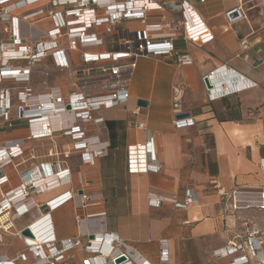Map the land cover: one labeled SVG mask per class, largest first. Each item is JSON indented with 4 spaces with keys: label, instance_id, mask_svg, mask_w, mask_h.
I'll list each match as a JSON object with an SVG mask.
<instances>
[{
    "label": "crops",
    "instance_id": "0c3cea01",
    "mask_svg": "<svg viewBox=\"0 0 264 264\" xmlns=\"http://www.w3.org/2000/svg\"><path fill=\"white\" fill-rule=\"evenodd\" d=\"M157 1L173 4L182 0ZM186 1L207 31L189 42L179 38L173 41L179 53L191 57L192 64L178 66L166 57L137 58L129 81L128 102L124 107L110 109L112 112L107 119L103 116L104 109L93 113L94 118L103 119L105 131H99L100 125L91 123L94 130L89 134L86 132V137L97 141L96 148L108 144L106 156L96 158L92 166H84L79 159L76 160L78 171L94 176L90 186L94 188L92 194L104 203L92 210L104 213L103 217L92 220L97 223L94 230L115 235L120 248L131 257L133 264H231L233 258L215 260L212 252L225 247L229 241H236L235 236L242 233V217L259 218L264 214L256 208L232 207L233 203L243 205L249 200H257L255 190L264 188V168L261 166L264 159V0ZM5 5H0V10ZM234 8L240 9L243 18L229 22L225 14ZM48 9H51L49 0H38L10 12L11 18L17 20L16 31L23 44L47 40L52 27L45 16ZM37 11H42V14L24 18ZM163 16L166 22L171 19L182 21L179 10H166ZM1 27H9V21L0 17ZM121 27L137 31L141 24L125 22ZM117 48V37L112 36L106 38L105 46L90 48L89 52L101 54L117 51ZM21 63L14 62L16 65ZM222 66L233 75L244 76L256 86L208 101L203 77ZM83 70L81 75L85 72ZM33 73L30 74L29 89L49 90L51 85L47 78L43 79V87H40ZM48 75V72L43 74L45 77ZM180 84L184 91L176 113L172 108V87ZM138 99L147 102L146 108H140L139 119L152 134L160 163L158 172L129 174L127 171V148L144 141L142 131L128 126L130 112L137 108ZM32 100L37 102L38 97ZM175 115L191 117L195 123L192 127L177 129L173 125ZM107 121L122 122L123 129L117 131L113 141L105 126ZM30 130L21 126L1 138L28 136ZM32 131L37 129L32 128ZM38 142L28 139L23 148L27 150L29 145L31 147ZM72 187L71 184L57 187L36 195L34 200L43 205ZM187 190L194 202L183 208H176L171 202H164L159 208H151L147 204L150 198L173 199L181 204ZM235 191L238 194H234ZM72 208L69 202L48 214V223L57 240L78 234ZM58 211L67 224L66 232L53 217ZM25 217L28 223L20 226L19 222ZM29 223V217L24 216L14 221L12 226L22 230ZM85 241L83 239V243ZM162 243L168 254L166 263L159 260ZM3 244L0 245V259L12 258L25 250L22 242L9 236L3 237ZM75 254L74 260L64 264H82L84 253L79 251ZM249 264H264V239L258 259Z\"/></svg>",
    "mask_w": 264,
    "mask_h": 264
},
{
    "label": "built area",
    "instance_id": "2783aa9c",
    "mask_svg": "<svg viewBox=\"0 0 264 264\" xmlns=\"http://www.w3.org/2000/svg\"><path fill=\"white\" fill-rule=\"evenodd\" d=\"M35 1L38 0H0V5L6 4L0 13L1 20L13 23L12 32L0 28L3 35L2 41H4L0 43L1 64L4 61L16 62L20 60L27 63L23 70L17 66L12 68L11 79L23 82L19 78L25 74L28 77L30 66L34 65V61L38 57H49L54 67L60 70L68 69L66 49L60 40L65 39L68 49L75 50L76 47L79 49L82 62L99 64L96 67L97 75L91 79V83H93V87L98 84L104 93L94 92L87 97L82 94H72L71 103L65 107L57 89L50 95H41L40 97H45L52 102L34 106L37 111L39 109L43 111L44 108L54 105L57 109L56 114L71 113L73 122L68 129H62L59 121L61 118L56 119V123L51 127L52 132L46 123L45 130L36 132L30 130L29 135L50 138L53 134H61L70 142L57 145L53 140L40 141L32 145L31 150H26L22 144L17 143L0 148V170L2 171L0 178V245H4L3 237L9 236L20 240L25 246L24 252L18 253L12 258L2 257L0 264H62L68 258L74 259L72 251L82 248L85 255L89 256L84 258L82 264H115L114 260L121 256L125 257V261L120 264H133L131 257L120 248V241L115 235L96 233L94 228L83 226L89 220H96L98 217L104 216V213L92 212L93 208H100L104 205L97 195L92 194L94 188L90 186L94 181L93 175L77 171L76 186L43 205L36 203L34 197L57 187L71 184L72 175L66 162L67 159L78 158L84 166H92L96 158L106 156L108 144L104 143L101 144V147L96 148L97 141L86 137L84 128L79 125L103 124L101 117L94 118L92 114L102 109L108 110L125 106L129 100L128 86L137 58L166 57L178 66L190 65L192 64L191 57L179 53L175 49L173 41L179 38L183 42H189L205 35L207 31L186 0L173 4L157 0H49L51 9L62 6L70 9L64 15L50 10L48 15L52 27L47 33V40L30 47L21 43L16 31L17 20L10 17V12ZM203 1L199 0V2ZM166 10H179L182 21L177 22L171 19L170 22H166L163 16ZM234 12H237L238 16L231 19L230 15ZM40 13L41 11H37L27 17ZM225 16L229 22L243 18L239 8L231 9L226 12ZM125 22H138L141 24V29L130 31L127 28H120L121 24ZM114 35L117 36L119 46L117 51L101 54H92L86 51L93 47L105 46L107 36ZM244 45L242 43L243 47H245ZM2 69L3 67L0 65V72L4 71ZM217 75H219L218 78ZM205 81L208 85V87L205 85L206 94L210 102L256 86L244 76L231 74L225 66L219 67L203 77L204 84ZM183 91L182 84L172 87V108L176 113ZM17 97L18 102L27 107V111H30L31 103H36V100L33 102L32 99L39 98V96H33L30 90L21 89L18 91ZM11 104L8 91H0V133L7 125L11 127L10 121H8V110ZM67 106H69V110L71 108L70 112L66 109ZM29 113L23 115L19 122L26 121L28 124H33L34 118H31ZM139 116L140 108L137 107L130 112L128 126L142 131L144 141L127 148V171L129 174L158 172L160 163L156 157L152 134L145 128L144 122L139 119ZM194 123L191 117L173 120V125L177 129L192 127ZM41 145L46 146L55 156L48 162H37V164L32 159V155ZM14 163L18 164L13 165ZM22 163L24 165H21ZM16 166L17 168H15ZM261 166L264 168V159L261 160ZM255 191L257 200H249L243 205L233 203L232 207L236 209L243 206L264 211V188ZM234 194H238V191H235ZM182 201L180 204L173 199L150 198L147 204L151 208H159L164 202H171L176 208H183L194 202L190 191H184ZM68 202L74 204L76 224L82 226L79 227L75 237L58 241L48 223V214ZM24 216L30 219V223L25 228L30 231L33 238L21 236L20 232L25 228L16 230L12 226L14 221ZM240 223L242 233L235 236L236 241H229L225 247L213 251L212 257L215 260L233 258L231 264H249L250 261L258 259L264 239V214L259 218L244 216L240 219ZM32 228H36V231ZM35 233H39V239ZM90 236H92L91 239ZM83 239L86 240L85 243H83ZM164 247L165 244L162 243L159 256L161 263L168 261V254ZM69 253L72 254L70 257H68ZM141 264L147 263L141 262Z\"/></svg>",
    "mask_w": 264,
    "mask_h": 264
},
{
    "label": "rangeland",
    "instance_id": "374dc122",
    "mask_svg": "<svg viewBox=\"0 0 264 264\" xmlns=\"http://www.w3.org/2000/svg\"><path fill=\"white\" fill-rule=\"evenodd\" d=\"M68 9H70V8L69 7H63V6L62 7H58L57 10H56V8L48 9L46 11V13H45L46 14L45 16H46V18H48L50 20V17L48 15V12L50 10L54 11V12H58L61 15H64V13L66 11H68ZM41 14H42V11H41ZM24 18L27 19L29 17L25 16ZM10 23H11V21L9 22V27H3L7 32H12L11 31L12 24H10ZM115 31H116V29H115ZM114 36H116V35H114ZM2 37H3V35H2ZM107 37H112V36H107ZM60 40H61L62 46H64V48L66 49V57H68V59H67L68 67H69L68 69H64L62 71L57 70L58 68L54 67V65H53V63H52V61L50 60L49 57H44V58L43 57H40V58L38 57V58H36L35 61H34L35 62L34 65L30 66V69H29L30 70V74L32 73V71H34L33 75H35V79L37 81V84H40V87H43V86H41L42 85L41 82L43 81V79L47 78V82H49L51 86H50V89L47 90L46 92H44L42 89L41 90H36V91H32V90L29 89L28 84L31 82V77H32V76L30 77V74L28 75V77H27V74H25V75H23L22 78H19V79L23 80V82H18L16 80L11 79V75H10L11 69L17 66V67H20L21 70H23L27 66L26 61H24V60L16 61V62H19V63L24 62L23 64L21 63L20 65H16V64H14V62H10V61H4L1 64V59L2 58L0 57V65H1V67H3L2 70H4L3 72H0V91H8V93L10 95V98H11V101H12V104H11L9 110H8V112H9L8 121H10L11 127L7 125L6 126L7 130H5V129L1 130V133H0V148L1 147L2 148L3 147L4 148L5 147H9V145H13V144H16V143L20 144V145L21 144L23 145L25 141H28V139H29L30 142H34V143L38 142L39 140H45V139L46 140H53L55 142V144H57V145L66 144V143L70 142V140L68 138H66L65 136H62L61 134H56V137L54 135H52L50 138L49 137L39 138V137H36V136L33 137V135L21 136V137L12 138V139H8L7 136L4 137V138H1V136H5V133L7 134L8 132H10V128L13 127V123L15 121H19V120L21 121L22 120V116L27 114V112H28L27 111V107L22 106L18 102L17 94H18V91L20 90V88L26 89V90H30L32 92L31 94L33 96L44 95V94L50 95L52 92L54 93L55 89H57L60 92V96L62 97V101H63L64 107L71 103V98H73V96H71L72 94L77 93V94H82L84 97H87L90 93L92 94L94 92L98 93V94L104 93L103 91H101L100 86L98 84H96L93 87L92 86L93 83H91V79L94 76L97 75L96 67L99 64L98 63L81 62V60H80V55L81 54H79L81 52L79 51V49L77 47H76L75 50L68 49L67 41L65 39H60ZM39 42H42V41H36L32 45H35V44H37ZM21 43H22V39H21ZM32 45H29V46L31 47ZM89 50L90 49H87L86 51L89 52ZM37 60H39V61H37ZM81 69L82 70L84 69L83 71H85L83 75H81ZM43 72L44 73L48 72V74H49L48 77L43 76V74H44ZM24 94H22V96H24ZM14 98L16 100H14ZM23 110H24V112H23ZM70 111H71V108H70L69 112ZM111 112L112 111L110 109H108L105 112H103V116L106 119L110 118ZM56 117H58V115ZM60 118L63 121H64V119L68 120L67 113L66 114H62V117H60ZM54 120H56V119H54ZM44 122L43 121H40V122L37 121V122L34 123V127L32 126V124H28L26 121L22 122L21 124H22L23 128H26V129L28 128V129H31V130H32V128H36L38 131H42L44 129V126H46L48 124V121L44 120ZM52 122H51V120L49 122L50 129L52 127ZM41 123H44V125H42ZM79 126L84 128L85 134H86V132H87V134H89L92 130H94V126H92V124H81ZM102 126H103V124H100L99 131H103L104 132L105 130H104V128ZM51 132H52V129H51ZM38 136H40V135H38ZM54 138H57L58 140L56 141ZM44 149H47L46 146L41 145L40 147H38L35 150V153L32 156L36 157V154H38V156H39L40 153H37V152H39V151L42 152V150H44ZM27 150H31L30 145L27 148ZM44 154H48V153L44 150ZM52 159H48V160L45 159L44 162H48V161H50ZM76 160H78V158H70V159L66 160V162H67V164L69 166V170H70L71 175H72L71 186H73V187L76 186V183H75L76 172L78 171V165H79ZM37 162H41V161L37 160L35 163H37ZM80 162H81V160H80ZM1 174L2 173H1V170H0V178L2 177ZM36 202H38V201H36ZM70 203L73 206L72 209H73L74 225H75V228L78 230L79 227H81L82 225L76 224L75 216H74L75 215L74 204L72 202H70ZM53 217L56 218L55 222H56V224H58V226L61 228V230L66 232L67 224H66L62 214H60V211L55 212L53 214ZM19 223H20L19 224L20 226H23V225L28 223V219L25 217L24 220L20 221ZM83 226L88 227V228L92 227V228L95 229L96 226H97V223H95L92 220H89L86 223H84ZM73 237H75V235ZM73 237H70V238H73ZM70 238H66V239H70ZM18 241H20V240H18ZM79 251H82L84 253L83 248L82 249H77L74 252L72 251V254L74 255V259L76 257L75 253H78ZM72 254L69 253L68 257H70V255H72ZM84 255H85V253H84ZM85 257H89V256L85 255ZM74 259L68 258V260L65 263H67L68 261H72ZM62 264H64V263H62Z\"/></svg>",
    "mask_w": 264,
    "mask_h": 264
},
{
    "label": "bare ground",
    "instance_id": "6f19581e",
    "mask_svg": "<svg viewBox=\"0 0 264 264\" xmlns=\"http://www.w3.org/2000/svg\"><path fill=\"white\" fill-rule=\"evenodd\" d=\"M48 102H52V101H48L47 100V98H45V97H39L38 98V102H36L35 104H32L31 103V109H30V113H29V116L31 117V118H34V123L35 122H40V121H43L44 122V120L45 121H48V124H49V122H50V120H51V122L52 121H54V119H57L58 117V119H60V117H62V114H56L57 112V109H56V107L53 105V106H51V107H46V108H44L43 109V111L41 110V109H39L38 111L36 110L37 108H35L34 106H38L40 103H48ZM52 112V113H51ZM51 113V114H50ZM67 113V116H68V120H65L64 119V121L63 120H59L60 121V126H61V128L63 129H68V127L71 125V123L73 122V120H72V116H71V113H68V112H66ZM65 113V114H66ZM56 115H58V117H56ZM34 123L32 124V126L34 127ZM45 123V122H44ZM44 123H41L42 125H44ZM54 123H56V121L55 122H52V124H54ZM37 124V123H36ZM47 129V128H46ZM49 129H50V124H49ZM42 130V129H41ZM43 130H45V128L43 129ZM44 150L48 153V154H44ZM44 150H42V152H37V153H40V155L38 156V154H36V157H34V156H32V159L33 160H35V161H37V160H39V161H41V163H43L44 162V160L45 159H52V158H54V156L55 155H53V152L51 151V150H47V149H44ZM62 153H64V151H62ZM22 160H24V159H22ZM18 163H14L13 165H17ZM21 165H24L23 163L21 164ZM15 168H17V166L15 167ZM15 170V169H14ZM1 173H2V171H1ZM2 175V174H1ZM34 177V176H33ZM32 177V178H33ZM7 185H9L10 186V184L9 183H7ZM34 231H36V228H32ZM38 234L39 233H35V235L37 236V238H38ZM39 239V238H38Z\"/></svg>",
    "mask_w": 264,
    "mask_h": 264
},
{
    "label": "water",
    "instance_id": "95a60500",
    "mask_svg": "<svg viewBox=\"0 0 264 264\" xmlns=\"http://www.w3.org/2000/svg\"><path fill=\"white\" fill-rule=\"evenodd\" d=\"M237 16H238V15H237V12H234V13H232V14L230 15V18H231V19H234V18H236ZM205 85L208 87L206 81H205ZM136 106H137L138 108H141V109L146 108V106H147V102L144 101V100H140V99H138V100L136 101ZM66 109L69 110V106H67ZM182 116H183V115H176V116H175V119H176V120H180V119L186 118V117H182ZM20 234H21V236H23V237L33 238L32 234L30 233V231H29L27 228L23 229V230L20 232ZM89 238L91 239L92 236H90ZM124 261H125V257L121 256V257L115 259V260H114V263H115V264H120V263H122V262H124Z\"/></svg>",
    "mask_w": 264,
    "mask_h": 264
},
{
    "label": "trees",
    "instance_id": "16d2710c",
    "mask_svg": "<svg viewBox=\"0 0 264 264\" xmlns=\"http://www.w3.org/2000/svg\"><path fill=\"white\" fill-rule=\"evenodd\" d=\"M14 100H16L14 98ZM22 126V124L19 121H15L13 123V127L10 128V131L16 130L18 128H20ZM106 129L108 131V135L111 141H113L115 139V137L117 136V131L122 130L123 126H122V122L119 121H107L105 123ZM7 127H5L4 129H6Z\"/></svg>",
    "mask_w": 264,
    "mask_h": 264
}]
</instances>
